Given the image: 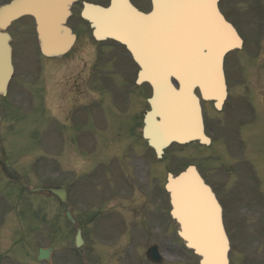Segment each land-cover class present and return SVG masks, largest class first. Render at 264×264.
<instances>
[{
	"label": "flooded vegetation",
	"instance_id": "af4514ba",
	"mask_svg": "<svg viewBox=\"0 0 264 264\" xmlns=\"http://www.w3.org/2000/svg\"><path fill=\"white\" fill-rule=\"evenodd\" d=\"M84 2L107 6L110 0H76L66 20L75 34L74 44L66 55L47 59L43 65L33 61L31 54L13 39L12 33L18 27H8L14 70L6 94L0 96V115H9L13 106L30 103L42 109L40 115L48 123L61 124L55 132L52 128L45 130V137L49 139L48 149H52L53 135L61 137L59 160L52 159L51 163L61 170L60 185L66 189L70 212L81 230L84 243L79 253L83 260L109 264L128 245H144L146 250L155 244L172 263L178 260V253L170 247L166 251L159 247L163 234L174 233L176 228L164 191L168 164L164 155L156 157L142 135L150 88L147 83L136 85L138 67L119 44L110 42L107 49H101L92 36L90 23L80 17ZM129 2L143 13L151 11L153 3L159 9L167 3ZM216 5L242 40L241 48L228 54V103L222 110L234 118L246 113L254 101L255 118L264 121V0H216ZM158 23L162 24L163 19ZM244 62L253 64L243 70L248 81H242L238 74ZM26 78L31 79L30 87H26ZM32 116L39 115L33 111ZM215 124L218 126V122ZM10 125L5 123L6 127ZM213 130L208 128V134L212 136ZM68 133L70 139L64 140L62 137ZM236 153H242V148ZM176 158L173 156L169 162L174 164ZM19 202L18 194L2 198L0 264L10 228L18 230L13 234L18 242L42 241L47 247L56 239L50 206L37 218L34 213L20 211ZM66 208L63 205V211ZM59 238L64 240L66 234L60 233Z\"/></svg>",
	"mask_w": 264,
	"mask_h": 264
},
{
	"label": "water",
	"instance_id": "95a60500",
	"mask_svg": "<svg viewBox=\"0 0 264 264\" xmlns=\"http://www.w3.org/2000/svg\"><path fill=\"white\" fill-rule=\"evenodd\" d=\"M70 2L13 0L0 7V30L21 15H32L41 52L60 55L72 40L62 26ZM81 15L91 22L96 38H113L124 44L140 67L137 81L151 85L144 136L157 154L171 142L208 143L194 89H198L202 100H213L215 108H220L226 94L222 59L228 50L240 45L236 32L223 21L216 6L184 9L166 4L162 17L168 22L163 25L162 36L155 24L161 11L155 8L143 15L127 0H112L107 9L85 5ZM10 74V49L6 35L0 32V92H4ZM0 166L8 178L23 184L4 158L1 145ZM165 189L171 215L179 225L177 233L200 257L199 264H228L229 245L220 207L195 167L188 166L177 176L168 175ZM44 190L55 193L51 188L31 189Z\"/></svg>",
	"mask_w": 264,
	"mask_h": 264
},
{
	"label": "rangeland",
	"instance_id": "374dc122",
	"mask_svg": "<svg viewBox=\"0 0 264 264\" xmlns=\"http://www.w3.org/2000/svg\"><path fill=\"white\" fill-rule=\"evenodd\" d=\"M15 24L18 28L13 33L14 39L21 41L24 48L31 54L33 61L41 62L42 60L37 56L36 52L32 21L22 17ZM60 60L59 62H61ZM244 63L246 66L243 64L238 71L239 77H242V80L246 78V75H243V70L246 71V67L248 68L253 65L251 62ZM225 71L227 74H230L228 67ZM231 77L234 78V74ZM33 111L39 116L33 117ZM41 111L40 107L30 105H26L22 110H18V115L13 111V115L18 119L12 122V132L9 134L10 136L6 135L4 139V145L11 163L30 187L50 184L51 182L49 178L47 179V176H53V173L46 168L48 157L44 149L48 138L45 139V130L52 128L53 132H55L56 124L54 122L48 123L42 114L40 115ZM204 114L205 118H207V126L213 130V126H216L215 123H217L218 119H215L216 116H214L209 103L204 105ZM218 118L223 119L225 122L220 130L222 137L218 141L207 145L194 142L178 146L172 145L169 147V154L174 152L177 154L176 156L180 157L181 162L195 164L204 177L207 180L209 179V182L211 181L219 185V181L222 178L224 180L223 190L225 193L221 191L220 198L224 199V194H226L228 198L235 199L234 201L230 200L233 204L229 210L227 209V199H224L226 205V207L224 206V214L225 221H227L225 226L230 242V264H264V182L262 180L264 179V168L260 164L262 151H264V138H262L264 136V121L260 117H253L249 112L234 116V118L226 115L222 117L220 114ZM34 131H40V133L37 135ZM42 135L44 138L41 137ZM62 138L69 140V133ZM240 147L242 148V153L237 154L236 151ZM220 149L228 155L226 158L223 154L219 153ZM19 159L24 162L30 159L31 162L18 163ZM224 160L227 162L230 160L231 164H225ZM255 168H259L260 173L257 174ZM177 170H179V167ZM0 180V208L2 206V198L5 197V194L10 193L28 196L35 205H40L41 208H43L42 206L47 200H51L53 227H59V230L69 229L68 224L62 220L61 216H55V212L59 209V206L46 194L32 193L24 190L18 191L16 184L8 183L3 178H0ZM22 203L25 204V202ZM22 210L23 208L20 209V211ZM1 227L2 225L0 224V231ZM17 231L15 227L10 228L6 237H10L13 234L16 235ZM29 241L30 243L27 247L24 243H20L14 247L8 255L9 257H5L3 264H37L34 259V253H36L37 246L40 244H36L32 240ZM162 241L164 248L168 245L166 243L170 241L180 243L174 234H168ZM71 247L72 239L68 236V240L64 244V251H69ZM176 249H178L180 254V262H182L183 258H191L193 259L191 261L192 264H196V258L190 252L183 254L180 247ZM25 250L23 261L21 258ZM59 251L60 248L56 249L55 253H53L56 260L53 261V264H57L60 259ZM115 258L117 259L109 264H146L143 259V250H140V248H129L124 254L116 253ZM183 264L190 263L183 262Z\"/></svg>",
	"mask_w": 264,
	"mask_h": 264
}]
</instances>
